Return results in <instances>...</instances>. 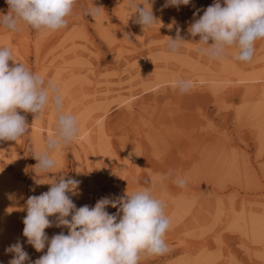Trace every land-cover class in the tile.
Listing matches in <instances>:
<instances>
[{
  "label": "rangeland",
  "instance_id": "1",
  "mask_svg": "<svg viewBox=\"0 0 264 264\" xmlns=\"http://www.w3.org/2000/svg\"><path fill=\"white\" fill-rule=\"evenodd\" d=\"M127 2L77 0L67 28L56 32L21 25L12 33L0 26V47H10L15 60L57 84L64 110L78 120L77 139L58 155L49 176L81 182L71 196L77 208L140 187L163 199L172 221L165 236L169 251L140 264H264V40L256 42L251 62L235 61V48L224 59H210L199 54V36L187 29L194 13L214 0L179 8L152 0L163 26L144 32ZM92 4L102 7L95 20L84 15ZM7 12L0 0V14ZM177 29L187 42L172 55L165 41ZM180 79L191 81L187 93L176 87ZM20 114L30 131L16 142L0 141V264L12 259L5 250L17 241L30 261L47 250L27 244L22 221L27 198L50 188L36 183L46 177L33 173L32 154L53 133L55 116L50 110L37 120ZM80 132L89 133L90 143ZM176 177L186 181L183 188ZM61 231L68 230L45 229L49 238Z\"/></svg>",
  "mask_w": 264,
  "mask_h": 264
},
{
  "label": "clouds",
  "instance_id": "2",
  "mask_svg": "<svg viewBox=\"0 0 264 264\" xmlns=\"http://www.w3.org/2000/svg\"><path fill=\"white\" fill-rule=\"evenodd\" d=\"M7 14H0V26L8 32H19L21 25L39 34L67 28L77 0H5ZM191 0H165L163 7L187 6ZM139 5H143L140 7ZM130 18L144 32L159 23L152 11V0H128ZM203 11V15L199 12ZM102 7L92 4L84 15L94 20ZM199 16V18H196ZM129 20V19H128ZM160 29V28H159ZM188 33L199 36L197 51L210 59L221 60L227 49L235 48V61L251 62L257 41L264 40V0H214L206 9L194 13ZM129 39V37H128ZM187 41L177 29L175 38L165 41L166 50L178 55ZM9 61L13 63L10 65ZM181 94L192 87L189 80L176 81ZM55 116L54 131L44 141L42 150L33 153L37 163L35 176L46 180L48 191L27 198L24 205L23 236L37 252H44L30 261L21 243L10 245L5 251L12 254L8 264H140L144 258L162 256L169 251L165 236L172 221L166 214V203L148 187H140L123 196L99 199L94 207L77 208L71 196L78 195L80 181L65 174L50 177L58 168V155L79 135L77 117L64 110V96L57 84L14 59L8 46L0 47V141H18L30 131L25 115L42 119L46 111ZM171 173L164 174L161 180ZM174 183L183 188L186 181L176 177ZM71 194V195H69ZM116 208L110 214L108 207ZM50 217H54L52 220ZM70 217V218H69ZM66 228L51 238L45 229Z\"/></svg>",
  "mask_w": 264,
  "mask_h": 264
},
{
  "label": "bare ground",
  "instance_id": "3",
  "mask_svg": "<svg viewBox=\"0 0 264 264\" xmlns=\"http://www.w3.org/2000/svg\"><path fill=\"white\" fill-rule=\"evenodd\" d=\"M105 111H106V110H105ZM38 122H39V121H36V124H39V125L41 126V122H40V123H38ZM100 122H102V121L100 120ZM100 122H98V124H101ZM102 124H103V123H102ZM33 125H34V124H33ZM40 126H36V127L38 128V127H40ZM98 127H99V125H98ZM100 127H101V126H100ZM85 128H86V127L81 128V131H82L83 129H85ZM101 128H102V127H101ZM101 128H99L100 131H101ZM49 129L51 130V126L49 127ZM39 130H40V128H39ZM39 130H38V131H39ZM79 130H80V129H79ZM85 131H88V130H85ZM36 132H37V131H36ZM41 132H42V131H41ZM50 132H51V131H50ZM50 132L48 133V135L50 134ZM83 132H84V130H83ZM80 133L83 134L82 132H80ZM85 134H86V133L83 134V135L85 136V138H83L84 141H86L87 139L90 138L89 133H88L87 135H85ZM83 135H82V136H83ZM82 136H81V137H82ZM84 136H83V137H84ZM86 136H89V137L86 138ZM40 137H41V136H40ZM80 141H81V140H80ZM88 142L90 143L89 140H87V143H88ZM94 142H95V141H94ZM81 145H82V144H81ZM89 145H90V144H89ZM90 146L92 147V145H90ZM92 148H93V147H92ZM260 236H261V235H260Z\"/></svg>",
  "mask_w": 264,
  "mask_h": 264
}]
</instances>
